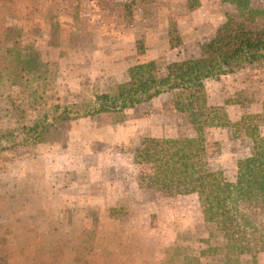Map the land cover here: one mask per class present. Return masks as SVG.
I'll return each instance as SVG.
<instances>
[{
	"label": "rangeland",
	"instance_id": "374dc122",
	"mask_svg": "<svg viewBox=\"0 0 264 264\" xmlns=\"http://www.w3.org/2000/svg\"><path fill=\"white\" fill-rule=\"evenodd\" d=\"M175 1L0 0V38L6 30L18 31L23 43L35 42L39 51L52 53L51 61L58 64L51 65L42 80L36 76L35 81L32 75L28 82L21 80L28 91L30 107L15 102L14 94L23 90L21 86L11 90L9 86L2 87L0 81V131L21 124L20 114L25 110L40 108L32 96L38 82L39 88L46 89L49 102L52 99L65 105L89 102L95 95L125 82L128 66L143 63L144 55L138 54V48L147 49V42L139 36L146 31L139 23L143 15L148 14L153 24L158 13L168 16L170 47L173 40L174 48H180L183 42L179 18L183 20L187 14L178 9L180 3L188 5L199 25L200 46L234 8L222 0ZM124 3L131 5V20L125 19ZM252 4L264 8V0H252ZM50 15H56L54 20L59 22L56 37L62 50L50 49L54 23ZM164 19L158 26H164ZM11 41L9 37L4 39L1 49ZM134 44L137 55L132 59ZM196 46L197 42L188 45L187 56H193ZM158 62L160 66L169 64L164 57ZM220 91L227 93L226 104L210 105L215 111L211 113L228 119L231 125L206 130L209 161L212 170L222 171L234 182L238 162L253 154L247 127L234 124L253 117L251 128L256 127L264 135V65L248 66L240 76L229 78L226 88ZM157 113H164V119ZM151 114H156L154 127L165 126L163 138L189 136L192 132L186 115L176 112L172 97H166L124 113L62 121L42 143L6 153V168L0 172V196L7 197L8 215L4 221L11 228L6 236L10 253L7 264H47L44 256L52 254L60 241L65 245L62 264H160L168 252L174 261L184 262L217 246L216 238L210 239L211 230L204 223L197 197L157 193L152 188L149 167L135 163L134 151L145 139H161L144 136L142 126ZM61 189L85 191V202L93 199L90 193L116 191L121 195V204L107 209L91 204L70 210L57 206L40 225V217L45 214L36 210L40 193ZM20 193L24 198L21 207L13 204ZM111 209L116 218L111 216ZM71 240L77 242L69 245ZM220 258L201 257L204 264H223ZM240 264H264V256L257 260L247 256Z\"/></svg>",
	"mask_w": 264,
	"mask_h": 264
},
{
	"label": "trees",
	"instance_id": "16d2710c",
	"mask_svg": "<svg viewBox=\"0 0 264 264\" xmlns=\"http://www.w3.org/2000/svg\"><path fill=\"white\" fill-rule=\"evenodd\" d=\"M152 1L142 0L144 3ZM222 2L234 8L226 13V21L214 35L201 45L198 58L163 66L158 60L135 64L128 69L125 82L83 103L65 105L52 99L49 102L46 89L39 88L41 82H38L32 96L40 108L25 110L20 114L21 124L0 131V172L4 173L6 168V153L42 143L52 128L62 121L124 113L163 94H171L174 110L186 115L191 134L179 138L145 139L135 149L134 160L137 165L149 167L152 188L157 193L197 197L204 223L211 230L210 239L216 238L217 246L209 247L191 259L186 258L184 262L174 261L168 252L160 264H204L201 257L215 260L216 256L221 257L223 264H240L244 257L257 260L264 256V135L256 127L251 128L253 117H244L241 123L234 124L247 127L246 134L253 143V154L237 164L234 182L222 171L211 169L206 137L208 128L231 125L228 119L211 113L214 109L208 104V80H220L248 66L264 65V8L254 7L252 0ZM123 6L125 19L131 20V5L124 3ZM79 11L78 5L76 12ZM50 16L56 19V15ZM59 26L54 20L50 49L58 48ZM174 33L179 39L176 28ZM8 37L12 40L10 44L3 50L0 47L2 87L23 88L21 80L28 82L31 75L35 81L36 76L42 80L49 74L51 65H58L51 61L52 53L39 51L35 42L23 43L18 31L9 33L6 30L0 38V46ZM171 45L175 47L173 40ZM145 53V47L138 48L140 56ZM27 92L24 88L15 92V102L30 107ZM25 119L28 121L24 122ZM7 207V197L0 196V264H7L10 256L6 236L11 233V228L4 221L8 215ZM113 212L111 209V216L116 218ZM64 246L60 241L52 254L44 256L43 262L62 264ZM90 264L96 263L91 261Z\"/></svg>",
	"mask_w": 264,
	"mask_h": 264
},
{
	"label": "crops",
	"instance_id": "0c3cea01",
	"mask_svg": "<svg viewBox=\"0 0 264 264\" xmlns=\"http://www.w3.org/2000/svg\"><path fill=\"white\" fill-rule=\"evenodd\" d=\"M157 1L159 4L160 3L159 0ZM168 1H171L174 3L175 0L173 1L168 0ZM178 9L182 10L183 14L187 13L183 20L179 18L181 37H182V42H183L180 48L170 47L169 30L167 26L168 22H166L168 16L165 17L164 15L162 17L161 12L158 13L157 18H154L157 21L155 24L152 23V19L147 18L148 14L143 15L142 18L139 20V23L140 24L142 23L141 25L146 30V31H141V34H139V36L141 37V39L147 42L146 53L141 58L142 62L158 60L159 58L164 57L165 60L168 63H170V62L181 61V60H186L190 58H198L200 56L201 46L199 42H200L201 37L199 35L200 31L198 30L199 25L196 23L194 17H192V13H190V11L188 10V5L186 3L184 2L180 3L178 6ZM178 9L175 7V9L173 10H175L176 12V10L178 11ZM179 17H181L180 14H179ZM161 18H165L163 27H160L157 24L158 22H160ZM136 24H138V21L134 23V26H136L135 31L138 33V27ZM220 26H218L217 28H219ZM136 39L138 40V38ZM195 42H197L196 50H194L193 56L189 57L187 56V53H186V51H189L188 45L195 43ZM135 47L136 45L134 44L132 53H131L132 55L130 57L132 59L137 55V50ZM130 65L128 66V68L130 67ZM245 70H247V68L241 70L238 73L222 77L220 80H208L207 82L208 104L215 105V103H217L219 106L225 105L227 93L226 92L224 93V91L221 92L220 90H222L223 87L226 88V84L229 78L238 77ZM166 97H168V100H169L170 97H172V95L163 94L153 99L152 101L148 103H144V104L155 103L156 99H159L162 101L163 98H166ZM161 111L163 110L161 109ZM155 115L156 114H151L150 116L145 118L143 126H142V129L145 131L144 136H149V137L158 136L160 138H163L165 136L164 134L165 126L160 125V126L154 127L153 123H154ZM163 115L164 113H157V116L162 117ZM162 118L164 119V117ZM164 123L167 124L168 122H164ZM116 193H117L116 191L103 192V193H90V196L93 199L89 200V202H87L86 200L85 202V200H83L84 198H82L83 196L87 195L85 191L84 192L83 191H71V190L68 191L67 189L66 190L61 189L55 192H45V191L43 192L42 191V193H40L39 195L40 199L36 201V210L40 209L41 213H45L41 215L42 217L44 215V219L40 217V220H41L40 225H42L43 222L46 221L48 213L53 211V209L56 208L57 206H63L67 208L68 210L76 206H83V205L85 206L86 204H91L95 207L100 206L102 207V209L104 207H106V209L117 207L121 204V195L116 194ZM22 200H24V198L22 197V194L18 195L14 198L13 204L21 207L23 206V203L20 202ZM72 242L76 243L77 241H74V240H71L70 242L68 241L69 245H72L73 244ZM55 244H56L55 241L52 242L53 246H55ZM52 248H50V250H52ZM70 251H72V249H70Z\"/></svg>",
	"mask_w": 264,
	"mask_h": 264
}]
</instances>
